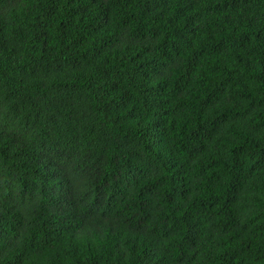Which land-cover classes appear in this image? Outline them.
Segmentation results:
<instances>
[{
	"label": "trees",
	"instance_id": "16d2710c",
	"mask_svg": "<svg viewBox=\"0 0 264 264\" xmlns=\"http://www.w3.org/2000/svg\"><path fill=\"white\" fill-rule=\"evenodd\" d=\"M0 264H264V0H0Z\"/></svg>",
	"mask_w": 264,
	"mask_h": 264
}]
</instances>
